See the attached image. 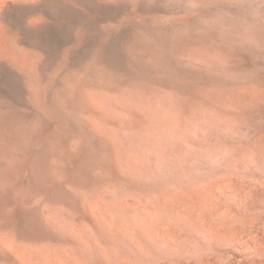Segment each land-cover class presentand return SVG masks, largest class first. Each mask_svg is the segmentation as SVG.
Instances as JSON below:
<instances>
[{
    "label": "rangeland",
    "instance_id": "obj_1",
    "mask_svg": "<svg viewBox=\"0 0 264 264\" xmlns=\"http://www.w3.org/2000/svg\"><path fill=\"white\" fill-rule=\"evenodd\" d=\"M119 2H121L120 10L115 14H107L105 7L100 5L99 11H96V16L94 13L92 20L83 18L84 20L77 22L78 25L87 29L86 46H98L105 53H111L114 50L113 45L101 37L100 29L103 26L110 25L112 29L119 27L118 30L125 33L148 28L160 37L164 34H176L178 30L183 29L182 26L184 28L194 26L193 32L202 31L210 37H203L198 46L190 45L182 50L181 56L184 59L180 67L183 68L182 71L185 69L190 77L188 82H178L177 85L181 89H193L197 92V97L191 100L188 95L174 91L171 86L156 84L151 86L150 91L148 90L150 94H145L146 97L134 94L132 99L137 103L143 98L141 102L148 100L155 107L165 103L168 109L159 110V113L166 117L165 121L163 120L165 122L163 130L153 131L156 139L151 137L152 132L148 134L149 136L146 131L138 135L136 133L114 134L116 131H112L111 126L105 128L111 131L106 133L111 134L114 140L119 139V142H116L115 154L118 153L116 160H121L123 168L126 167L125 165H129L128 170L133 167L131 170H134V173L130 170L131 174L139 180L142 179L143 181H140L146 185L136 189L127 182L112 180L105 174L106 178L99 183L100 187L96 184L93 188H86L85 192V189L83 190L85 198L82 199L85 203L88 200L87 204L92 199L98 198L102 200L105 198V201L112 202L113 206L114 202H117V206L115 204L118 208L117 213L121 214L122 210L125 214L121 215L123 217L126 215L127 218L132 216L133 219L130 218L132 221L129 218L123 220L121 215L117 217L113 214L112 218L111 213L107 215L110 217H106L105 214L104 218L107 220L100 219V226L104 228L97 230L94 223L86 222L88 220L78 212H75L76 215L74 211H71L72 208L68 209L63 204H54L50 206V211L59 215L64 225L66 227L69 225V230L77 231L82 226L83 229L80 232L82 231L83 234L86 232V235L84 234L86 243H84L85 240L82 242L88 248L68 241H62L61 244L59 240L56 242L41 240L45 242L42 243L45 247L41 245V250L40 241L38 244L37 241L30 243L26 240L22 241L21 245L25 247L30 244L28 247L33 249H29L32 250L29 252L28 247H25L23 251L30 254L33 263L36 264H50L51 261V264H66V260H69L68 264H264V81L258 79L260 76L264 77V0H229V2L227 0H120ZM215 12L223 14L225 12V14ZM143 14L144 16L152 15L155 22L142 19ZM189 15L190 17L193 15L194 21L191 20L192 18L189 21L177 20L179 17ZM37 16L39 17V14L32 18L35 19ZM32 18L29 20H34ZM163 24L167 25L163 26ZM240 25H246L245 27L249 28L255 36H259L257 41H246V43L241 37L232 34L230 29L232 27L240 29ZM100 40L102 42H98ZM162 40L164 46L168 47L164 37ZM189 62L197 65L201 63L210 67L211 70L197 67L199 69V76H197L187 68ZM192 66L195 67V65ZM207 72L211 73L212 76L209 77L212 80L209 79L210 74ZM213 74L218 75V78H214ZM234 74H236L235 77ZM170 84L171 81H169ZM89 116L87 115L91 121L92 116L91 118ZM91 122L96 126L99 124L98 122L96 124L95 119ZM101 126L99 125L98 128L103 130ZM167 127H170L172 131L169 132L170 129ZM161 137L163 139L160 140ZM145 138H147L146 141ZM157 142L160 143L157 144ZM135 144L138 145L135 146ZM151 146L154 147L150 148ZM120 151L126 153L119 155ZM132 151L134 153L129 156V152ZM135 152L138 154L136 155ZM121 155L126 159L123 160ZM127 157L130 159L128 160ZM103 170L101 168L99 172ZM71 188L75 190V187ZM93 192L94 194L96 192L97 197L93 195ZM91 193L92 197H90ZM109 193L115 199L114 202L109 201L112 199ZM121 208H128V211ZM87 210L91 213L90 208ZM116 217L118 224L112 228L110 223L114 222ZM95 220L99 222L97 218ZM13 238L10 240L13 241ZM46 242H49L51 249L57 247L59 251L55 248L54 251H49L50 246L46 249V245L48 246ZM83 243L79 242V244ZM31 244L38 247V250ZM66 250L71 253L70 259H65ZM60 253L63 255H59Z\"/></svg>",
    "mask_w": 264,
    "mask_h": 264
},
{
    "label": "bare ground",
    "instance_id": "obj_2",
    "mask_svg": "<svg viewBox=\"0 0 264 264\" xmlns=\"http://www.w3.org/2000/svg\"><path fill=\"white\" fill-rule=\"evenodd\" d=\"M32 1L0 0V264H34L35 262L33 263L31 255H28L23 249L28 247V245L30 246V244L26 245V242L25 247L21 245L23 244L22 241L26 240L30 243L34 241L38 243L40 241L39 248L44 246L45 242L43 243V240H51V242L59 240L61 244L62 241H68L79 246H87L84 244L86 243V238H84L86 232L84 234L82 231L80 232L83 229L82 226L81 229L79 226L80 230L77 231L69 230V225L66 227L62 219L60 220L61 217L50 211L51 205L63 204L68 209H74H71V211H74V213L78 212L79 215L88 220H85L86 222L91 221L94 223L93 225L97 227V230L104 228L100 226V219L107 220V218H104L105 214L106 217H110L107 215L111 213L113 218V214L119 217L123 213L120 209L119 211L122 213H117V202H114L115 199L112 198L110 193L109 195H111L112 199L109 201L112 200L116 206L115 204L114 206L111 205L112 202L105 201L103 195L101 197L104 200L99 198L97 200L92 199L87 204L88 200L86 199V203L83 202L85 201L83 200L85 198V196L83 197V190L85 189V192L86 188H93L96 184L102 183L104 178H106L105 174L112 180L127 182V184L129 183L136 189H141L146 185L142 182V179L140 181L138 177L131 174V172L134 173V170H131L133 167L130 166V172L128 170L129 165H125L127 168H123L121 160H118L119 162L116 160L118 157L116 155L118 153L115 154L117 150L116 142H119V139L116 138L117 141H115L116 139L114 140L110 136L111 134H107L109 130L107 129V131L105 128L108 126L110 128L111 126L113 128L111 130L116 131L114 134L136 133L138 135L140 132L146 131L148 135L152 134L153 131L155 132V129L162 131L166 116L160 114L159 110L167 109L165 103L161 105L158 103V107H155L148 100L141 102L143 98H139L141 101L137 103L132 97L134 94L142 96L147 93L150 94L148 90L153 84H156L166 87L171 86L174 91L188 95L191 100L196 99L197 92H194L193 89H181L177 85L178 82H188L190 77V75L188 77L187 71L185 69L182 71L181 69L183 68L180 67L184 59L181 56L182 50L186 46H198L203 37H210V35H206L202 31L193 32L194 26L193 28H184L182 26L183 29L178 30L176 34H164V36L160 37L155 34L156 32L154 33L152 29L148 28L139 31L131 30L125 33L118 30L119 27L112 29L109 25L100 29L101 37L109 41L113 45L114 50L111 53H105L98 46H86L87 29L78 25L77 22L83 18L89 21L92 20L94 13L96 16V11H99L98 7L100 5L105 7L107 14L117 13L120 10V0ZM227 1L229 2V0ZM239 5L241 6V4ZM147 12L149 11L147 10ZM196 13L198 12L196 11ZM37 14H39V17L32 18V16L34 17ZM224 14L222 13V15ZM191 16H182L177 18V20L189 21L191 18L193 20V15ZM202 16L205 17L204 15ZM141 17L142 19H150L155 22L152 15L144 16L143 14ZM30 18L34 20L30 21ZM220 21L223 22L222 20ZM245 26L240 25V29L242 27L241 30L232 27L230 31L232 34L241 37L245 42H256L259 36H255ZM243 27L245 28L243 29ZM163 37L168 47L162 43ZM98 42H102V40ZM240 60L242 61V58ZM189 63L187 68L196 73L197 76H199L197 67L211 70L210 67L201 63L199 65L194 62ZM192 65H195V67ZM209 74L208 77L212 76L211 73ZM213 76L216 78L218 75L213 74ZM258 79L262 82L264 81L263 76ZM169 81H171L170 85ZM160 100L162 101V99ZM222 113H224L223 110ZM87 115L92 116V119L94 117L96 124L99 123L98 126L102 125L101 127L105 131L102 132L103 130L92 124L91 121L94 119L90 121ZM167 128L170 129V127ZM172 129L174 128L172 127ZM168 131L171 132L172 130ZM134 134L130 135L133 137L137 136ZM154 134L151 137H154ZM120 139L122 140L123 138ZM161 139L163 138L161 137ZM146 140L147 138H145ZM153 147L151 146L150 148ZM119 149L121 150V148ZM133 151L129 152V156L134 153ZM138 151L140 152V150ZM121 152L119 155L126 153ZM122 157L123 160L126 159L124 156ZM101 168L104 170L99 172ZM71 187H75V190ZM96 191L98 192V190ZM93 195L97 197L96 192L95 194L93 192ZM93 195L91 193V196H89L92 197ZM114 197L116 198V196ZM122 204L123 201L121 206ZM87 208H90L91 213H88L89 210ZM124 209L127 210L126 208ZM145 209L148 210L150 208ZM75 214L77 215V213ZM121 216L123 217V215ZM117 217L114 222L110 221L112 222L110 223L112 228L118 224V222L116 223ZM124 217L123 220H128L129 218L127 216L126 218ZM93 218H97L99 224ZM130 218L129 220L132 221L131 219L133 218ZM144 221L146 222V220ZM145 222L143 223L144 226L146 225ZM9 236L14 237V240L11 241L12 237L9 238ZM84 240L85 242L83 243L82 241ZM79 242L83 244H79ZM87 242L89 245L88 240ZM48 243L46 242V244ZM32 247L38 250V247L34 244ZM47 247H49V251H54V248H57L52 247L51 249L50 244L46 245V249ZM84 248L86 249V247ZM29 249L33 248L28 247V251L32 252ZM61 253L59 255L62 256L63 254ZM64 253L67 255L65 259H70L71 253H68V250ZM68 261L66 260L65 263L67 262L66 264H68Z\"/></svg>",
    "mask_w": 264,
    "mask_h": 264
}]
</instances>
